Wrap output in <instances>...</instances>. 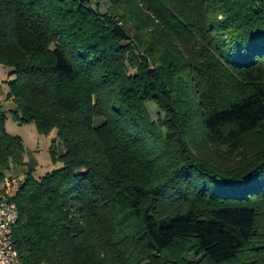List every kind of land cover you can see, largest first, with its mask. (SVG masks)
<instances>
[{
	"label": "trees",
	"instance_id": "1",
	"mask_svg": "<svg viewBox=\"0 0 264 264\" xmlns=\"http://www.w3.org/2000/svg\"><path fill=\"white\" fill-rule=\"evenodd\" d=\"M0 65L62 145L37 177L0 108L21 264H264V0H0Z\"/></svg>",
	"mask_w": 264,
	"mask_h": 264
},
{
	"label": "rangeland",
	"instance_id": "2",
	"mask_svg": "<svg viewBox=\"0 0 264 264\" xmlns=\"http://www.w3.org/2000/svg\"><path fill=\"white\" fill-rule=\"evenodd\" d=\"M109 8L110 4L108 2L102 3L101 9L103 12L107 11ZM14 78L15 77H10L9 69L0 65V108L3 109L7 116V132L14 137L22 139L26 148L27 162L31 165L35 164V166L37 162L39 166L36 176L42 177L57 168L52 164L51 150L55 149L61 152L62 145L56 131L49 136H43L37 132L35 124L21 125L13 119L11 111L14 109V106L8 102L6 98L8 93L7 81ZM147 109L152 119L157 121L159 119V110L157 106L154 103H148ZM12 178H16L21 182L25 179L24 176L19 174L18 169H13L11 172L5 173L4 176L0 177V198H4L5 189Z\"/></svg>",
	"mask_w": 264,
	"mask_h": 264
},
{
	"label": "built area",
	"instance_id": "3",
	"mask_svg": "<svg viewBox=\"0 0 264 264\" xmlns=\"http://www.w3.org/2000/svg\"><path fill=\"white\" fill-rule=\"evenodd\" d=\"M90 1L94 4L99 2V0ZM20 184V180L12 178L7 184L4 198H0V264H21L13 236L20 212L18 206L8 199Z\"/></svg>",
	"mask_w": 264,
	"mask_h": 264
},
{
	"label": "crops",
	"instance_id": "4",
	"mask_svg": "<svg viewBox=\"0 0 264 264\" xmlns=\"http://www.w3.org/2000/svg\"><path fill=\"white\" fill-rule=\"evenodd\" d=\"M25 159H26V157H25ZM26 162H27V160H26ZM38 166H39V165H37V162H36V167H35L36 172H37ZM15 169H18L20 175L26 177V175H27V173H28V167H27V166H25V167H20V168H15ZM36 172H35V174H36ZM38 177H39V176H38Z\"/></svg>",
	"mask_w": 264,
	"mask_h": 264
}]
</instances>
